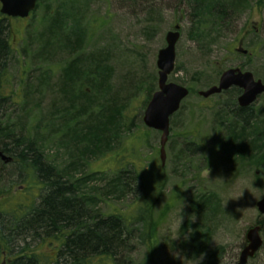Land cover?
I'll use <instances>...</instances> for the list:
<instances>
[{
	"label": "rangeland",
	"instance_id": "obj_1",
	"mask_svg": "<svg viewBox=\"0 0 264 264\" xmlns=\"http://www.w3.org/2000/svg\"><path fill=\"white\" fill-rule=\"evenodd\" d=\"M68 8L80 18L83 35L80 49L72 53L67 49L56 52L51 59L39 57L41 47L36 43V37L41 32L46 37L49 22ZM70 22L63 20L61 25L64 27L69 23L66 30L74 21ZM191 22L187 0H40L28 19L4 20L8 27L6 38L20 53L13 51L7 63L9 86L5 93L12 98L0 103V119L10 115V124L14 121L16 126H24L23 131H29L37 139L36 143L41 139L39 148L50 159L48 161L54 162L56 170L69 168L70 161L74 160L79 167L82 161L77 171L70 168L71 176L76 179L89 176L86 182L89 187L83 192L96 197V203L92 204L94 208L136 214L143 201L153 203L152 217L158 221L152 233V244L139 241V233L135 231L131 239L119 247L122 264H193L194 260L195 264H234L245 245L246 230L258 219L264 222V215H260L255 207L256 201L264 196V178L260 184L255 183L253 171L237 169L233 172L220 157L222 133L218 128L227 116L223 109H227L228 94H213L207 98L198 95L199 90L216 84L224 70L240 64H247L241 68L264 82V7L261 11L256 7L243 11L223 30L222 36L206 48L189 36ZM176 24L180 28L175 45V68L168 81L190 86L194 92L182 101L170 119V140L161 167L160 133L145 127L142 116L152 93L157 90L158 51L166 44V33L174 30ZM254 27L258 28L256 33ZM50 37L48 34V41ZM241 41L243 48L249 46L254 51L249 61L246 54L237 50ZM100 50L107 52L110 89L119 92V106L125 107L123 113L130 118L129 131L119 130L115 141L99 151L90 147L87 152L82 149L71 152L67 149L72 142L66 141L68 147L63 149L60 143L63 138L57 134L61 130L67 132L70 126L74 128L76 121L69 123V128L50 132L43 118L49 111L56 83L67 63ZM47 70L50 76L46 86L24 92L27 84L30 88L36 85L40 73ZM126 84L128 88L124 86ZM82 89L88 91L90 88L84 84ZM253 104L264 105V93ZM195 126L205 143L196 148L195 156L189 155L190 158L185 160L179 142L185 144L184 137L189 136L188 130ZM16 130L20 131L19 126ZM71 135L70 132L68 138ZM126 163H132L142 174L145 188L136 179L132 181L133 185L136 183L132 186L134 189L122 198L117 199L118 193L113 191L106 199L103 191L107 179ZM4 178L0 176V192L7 188L10 203H15L22 194L18 191L21 181L9 179L6 183ZM202 193L214 194L213 202H220L216 217L208 216L207 221L198 220L189 211L190 196ZM195 223L201 225L203 233H194L191 237L194 229L191 225ZM193 237L205 239L204 251L197 256L191 249ZM56 245V242L45 240L38 250L51 255ZM213 250L214 259L206 262L204 258H210L209 253ZM247 264H264V243Z\"/></svg>",
	"mask_w": 264,
	"mask_h": 264
},
{
	"label": "trees",
	"instance_id": "obj_2",
	"mask_svg": "<svg viewBox=\"0 0 264 264\" xmlns=\"http://www.w3.org/2000/svg\"><path fill=\"white\" fill-rule=\"evenodd\" d=\"M187 3L192 21L189 36L205 48L222 36L223 30L240 17L243 11L255 7L261 11L264 7V0H187ZM57 14L60 17L54 18L49 22V26L47 25V36L44 37V32H41L40 36L36 37V43H40L41 47L39 57L51 59L56 52H66L67 49L72 53L81 47L83 35L80 31V18L69 8L63 14ZM5 19L7 20L0 15V103L12 98V95L5 93V89L9 86L7 63L15 51L6 38L8 27L4 24ZM63 20L74 22L65 30L69 23L63 27ZM256 30L258 28L254 27V33ZM48 34L51 36L49 41ZM244 49L247 50V60H251L254 51L249 46ZM246 65L240 64L239 67L245 68ZM108 67L107 52L100 50L76 57L63 68L49 111L43 118L50 132H57L61 127L69 128V123L76 121L74 128L70 126L67 132L61 130L57 134L63 138L60 142L63 149L68 147L65 145L67 141L72 142L71 147L67 149L71 152L80 149L87 152L90 147L99 151L115 141L119 130L129 131L127 125H130V118H126L123 113L125 107L119 106V92L110 89L111 79L108 76L111 72ZM49 76V70L44 71L42 76L37 78L36 85H31L30 88L27 84L24 92H33L41 86H46ZM129 81H132V78ZM84 84L90 88L88 91H83ZM124 86L128 88V84ZM127 88H124L125 91ZM187 88L189 94L194 92L192 87ZM237 91L236 88L230 89L228 100L235 96ZM228 102L225 103L228 112L223 109L227 114L225 122L221 121L222 126L218 128L222 133L220 157L233 172H237V169L253 171L255 183L260 184L264 178V105L253 104L241 108L235 103L229 106ZM9 120L10 115L0 119V148H7L4 153L19 161L21 171L35 170L37 175L31 176V179L46 188L39 204L33 205L28 216L20 221L10 218L5 224L0 221V264H122L119 247L131 239L135 231L139 233V241L152 244V233L158 221L152 217L153 203L143 201L136 214L126 210L100 212L92 205L96 203V197L83 192L89 187L86 184L89 176L79 179L71 176L82 166V161L79 167H76L77 160L70 161L69 168L56 170L57 173L54 174V168L50 170L42 159L43 152L39 148L41 139L36 143L37 139L35 140L29 131L24 132V126L20 124V131L17 132L18 126L14 121L10 124ZM124 124L126 125L123 126ZM70 132L72 135L68 138ZM197 132L196 126L191 127L187 133L190 135L184 137L186 143L182 153L185 160L190 158L189 155L195 156L196 148L205 143V139ZM129 164L131 167H127ZM142 177L132 163H126L114 176L107 179L103 195L107 199L111 192L116 191L117 199H120L134 189L132 186L136 183L133 185L132 181L136 179L140 186L145 188ZM24 181L26 178L22 177L21 184ZM144 197L145 194L142 198ZM215 198L214 194H192L189 198L190 214L202 221L209 220L208 216L215 218L220 207L218 200L213 202ZM162 214L164 212L160 216ZM256 223L261 225L264 238L263 220L258 219ZM191 227L194 228L191 237L194 233H203L201 225L195 223ZM204 237L190 239L195 256L204 251ZM45 240L57 244L53 247L51 255H44L38 250ZM148 250L151 260L150 246ZM214 253L215 250L209 253L210 258H204L206 262L214 259ZM99 260L100 262L96 263Z\"/></svg>",
	"mask_w": 264,
	"mask_h": 264
},
{
	"label": "water",
	"instance_id": "obj_3",
	"mask_svg": "<svg viewBox=\"0 0 264 264\" xmlns=\"http://www.w3.org/2000/svg\"><path fill=\"white\" fill-rule=\"evenodd\" d=\"M36 2L37 0H0V13L24 18L35 9ZM179 28V24H176L174 30L166 33V45L158 51L156 60L158 90L152 94L143 113L144 124L148 128L160 131L159 157L161 166H164L166 159L165 145L169 135L170 116L179 109L181 101L189 93L185 86L168 81V75L174 70L175 45L179 38ZM237 50L244 54L247 53L246 49L240 47ZM231 87H238L242 90L237 99V103L241 107L252 105L264 93V82L261 79L255 78L253 73L248 70L231 67L221 73L217 84L200 90L198 94L207 98ZM0 156L5 161L11 160V157L6 156L2 151H0ZM255 207L260 215H264V196L256 201ZM245 239L246 244L239 253L237 264H247L248 260L261 249L264 243L261 225L250 226L245 232Z\"/></svg>",
	"mask_w": 264,
	"mask_h": 264
},
{
	"label": "flooded vegetation",
	"instance_id": "obj_4",
	"mask_svg": "<svg viewBox=\"0 0 264 264\" xmlns=\"http://www.w3.org/2000/svg\"><path fill=\"white\" fill-rule=\"evenodd\" d=\"M232 88H236L238 91L236 93L235 96H231L230 100L228 102L229 106H232L233 103H235L238 107L239 104L237 103V99L240 96V94L242 93V90L238 87H231L226 91H223L220 94H229V90ZM234 99V100H233ZM233 100V102H232ZM227 106V104H226ZM244 108V107H241ZM181 149H184V144L180 143ZM175 145V144H174ZM199 147H197L198 149ZM7 149V148H6ZM6 149L0 148V150H2L3 152L6 151ZM180 153V148L179 150H177V156ZM48 168L51 170L52 168H54V174L57 173L56 168L54 167V165L52 164L51 161H46L43 160ZM19 161L16 160V158H12L9 161H5L1 156H0V176L1 178L6 179V183L9 181L8 179V175H12V176H18L21 175L22 177L26 178V181L23 182V184H19L18 186V191L20 193H22L19 198L16 200L15 203H10L9 199L7 196H9L8 190H6L7 188L3 189L0 192V221L2 222V224H5L9 221V219L11 218L12 220H17L20 221L22 220L24 217L28 216V214H30V210L33 207V205H37L39 204V200L41 198V195L43 194V192L45 191L46 187L41 186L40 184L36 183L35 180H31V176H35L37 175L35 170H29V171H21L20 167H19ZM18 191H16V193H19ZM7 197V198H6ZM6 198V199H5ZM237 264V261L234 263Z\"/></svg>",
	"mask_w": 264,
	"mask_h": 264
},
{
	"label": "bare ground",
	"instance_id": "obj_5",
	"mask_svg": "<svg viewBox=\"0 0 264 264\" xmlns=\"http://www.w3.org/2000/svg\"><path fill=\"white\" fill-rule=\"evenodd\" d=\"M42 73L43 72H41L40 73V76H42ZM0 151H2V150H0ZM3 152V151H2ZM3 154H5L4 152H3ZM6 156H8L7 154H5ZM12 159V158H11ZM42 159L43 160H45V159H48V160H50L46 155H45V153H43V157H42ZM51 162H52V164L54 165V162L51 160ZM55 166V165H54ZM8 179H11V180H15V181H22V176L21 175H18V176H12L11 174L10 175H8ZM99 210V209H98ZM100 212H104V211H102V209H100Z\"/></svg>",
	"mask_w": 264,
	"mask_h": 264
},
{
	"label": "clouds",
	"instance_id": "obj_6",
	"mask_svg": "<svg viewBox=\"0 0 264 264\" xmlns=\"http://www.w3.org/2000/svg\"><path fill=\"white\" fill-rule=\"evenodd\" d=\"M242 194V192L240 193V195ZM193 264H195V260L193 261Z\"/></svg>",
	"mask_w": 264,
	"mask_h": 264
}]
</instances>
